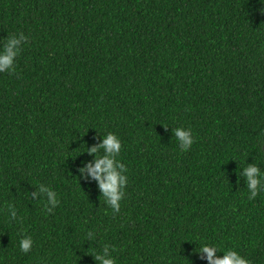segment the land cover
<instances>
[{
  "label": "trees",
  "instance_id": "16d2710c",
  "mask_svg": "<svg viewBox=\"0 0 264 264\" xmlns=\"http://www.w3.org/2000/svg\"><path fill=\"white\" fill-rule=\"evenodd\" d=\"M20 33L0 72V264H98L104 245L116 264H208L203 243L264 264V189L248 199L243 175L264 172V0H0V48ZM109 132L118 212L80 171Z\"/></svg>",
  "mask_w": 264,
  "mask_h": 264
},
{
  "label": "clouds",
  "instance_id": "9594fccd",
  "mask_svg": "<svg viewBox=\"0 0 264 264\" xmlns=\"http://www.w3.org/2000/svg\"><path fill=\"white\" fill-rule=\"evenodd\" d=\"M27 37L20 33L18 35L7 36L3 40L2 48H0V72H11L14 70L16 57L20 52V46ZM173 134L179 142L181 150L187 151L194 143L192 130L190 128L176 127L173 129ZM121 140L112 132L104 135L99 149L103 150V154L98 152L97 147L87 149L89 154H96L95 159L89 162L80 169L81 172H86L89 176L98 182L99 188L107 205L114 212L120 210V202L125 195V186L127 184V169L123 163L117 159L121 151ZM243 175L246 180L248 199H254L264 189V172H262L256 163L247 164L243 168ZM47 191V205H53L55 208L59 204L57 194L51 188L45 189L43 185L39 186V192L32 195H39L40 192ZM46 210L51 212L53 209ZM8 216L15 220L17 217L16 209L9 204L7 207ZM89 235H91L89 233ZM33 245V240L30 236L22 235L19 239V250L22 253H28ZM115 251L108 245H104L100 252L94 253V259L98 264H116V259L112 255ZM205 254L203 258L208 261V264H250V261L242 256L239 252L233 249H221L216 244L203 243L198 251ZM223 255H217V253Z\"/></svg>",
  "mask_w": 264,
  "mask_h": 264
}]
</instances>
